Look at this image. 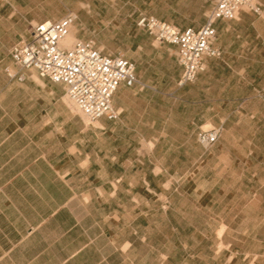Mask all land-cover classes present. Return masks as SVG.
<instances>
[{"label":"crops","instance_id":"0c3cea01","mask_svg":"<svg viewBox=\"0 0 264 264\" xmlns=\"http://www.w3.org/2000/svg\"><path fill=\"white\" fill-rule=\"evenodd\" d=\"M64 3L0 0V264H185L178 260L185 247L183 206L153 195V167L145 166L149 175L137 180L142 166L135 158L180 156L172 144L157 154L158 142L199 143L200 127L215 122V66L234 68L246 59L232 52L231 38L247 8L236 19L216 21L213 46L221 55L205 57V69L192 83H179L176 45L148 36L135 42L128 59L138 82L122 83L115 92L117 119L102 117L91 126L65 84L21 68L10 54L9 46L28 38L32 26L66 11L94 27L88 19L99 4L72 1L65 10ZM142 14L150 15L140 7L132 15L137 22ZM157 58L179 70L158 68ZM122 141L153 142L154 148L144 152L131 143L122 147ZM159 168L163 176L170 167ZM183 185L170 187L180 193ZM247 252L214 246L207 264H263L260 254L250 260Z\"/></svg>","mask_w":264,"mask_h":264},{"label":"rangeland","instance_id":"374dc122","mask_svg":"<svg viewBox=\"0 0 264 264\" xmlns=\"http://www.w3.org/2000/svg\"><path fill=\"white\" fill-rule=\"evenodd\" d=\"M60 1L70 5L78 0ZM88 1L99 4L98 13L94 12L88 19L94 27H85L77 20L74 27H77L78 39L91 42L106 53L127 58L129 48L135 42H141L146 36L154 37L137 26L132 15L136 7L181 28L203 25L214 7V0ZM66 4H63L65 10ZM257 4L259 13L247 6V9L243 8L248 11L247 16L234 26L236 36L231 38L235 40L232 52L246 59L238 61L234 68L215 66L212 78L215 100L210 102L215 105V122L201 126L198 134L202 128L215 124L222 127L219 140L207 149L198 141H161L157 154L170 144L183 154L177 156L175 151L167 157L138 155L135 158L142 166L135 174L137 180L149 175L145 166L153 167L156 171L152 172V180L157 192L153 195H168L174 199V204L183 206L185 234L182 241L185 247L179 252L178 260L185 264H207L214 246L219 251L230 245L234 252L248 251L250 260L260 254L264 264V0ZM68 13L70 11H66ZM15 45L9 46L11 56ZM156 65L179 70L178 64H169L161 58L156 59ZM88 124L95 125L96 121H88ZM129 143L144 152L154 148L153 142L145 141H122L121 145L124 147ZM161 163L170 167L163 176L159 168ZM162 180L168 182V188L157 185ZM172 182H184L180 193L170 187ZM220 262L223 260L218 259Z\"/></svg>","mask_w":264,"mask_h":264},{"label":"built area","instance_id":"2783aa9c","mask_svg":"<svg viewBox=\"0 0 264 264\" xmlns=\"http://www.w3.org/2000/svg\"><path fill=\"white\" fill-rule=\"evenodd\" d=\"M253 0H215L207 21L200 27L180 28L153 15L142 14L137 25L155 39L178 48L182 66L181 85L194 82L205 69V57H217L221 51L213 46L217 37L216 21L233 20L244 6L260 12ZM77 17L70 12L57 20H43L35 24L26 40L12 51L14 62L24 69H35L41 77L66 85V94L76 108L94 122L102 117L117 119L113 96L119 86L138 82L136 65L124 55L106 53L91 42L77 39L71 47L61 41L71 32ZM222 127L202 128L199 143L210 148L220 138Z\"/></svg>","mask_w":264,"mask_h":264},{"label":"bare ground","instance_id":"6f19581e","mask_svg":"<svg viewBox=\"0 0 264 264\" xmlns=\"http://www.w3.org/2000/svg\"><path fill=\"white\" fill-rule=\"evenodd\" d=\"M251 3L253 5L257 4V0H253ZM243 8H246V6H244ZM247 8L250 9V6H247ZM77 32H78L77 29L73 28L71 30V32L61 41L62 45L67 46V47H71L77 39V37H76Z\"/></svg>","mask_w":264,"mask_h":264}]
</instances>
